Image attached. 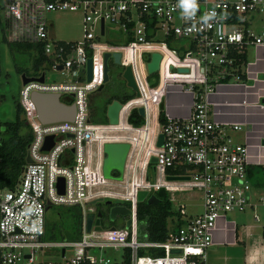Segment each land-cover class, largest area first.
Masks as SVG:
<instances>
[{
	"label": "built area",
	"instance_id": "built-area-1",
	"mask_svg": "<svg viewBox=\"0 0 264 264\" xmlns=\"http://www.w3.org/2000/svg\"><path fill=\"white\" fill-rule=\"evenodd\" d=\"M196 5L194 13L189 15L192 10L186 11L182 0L6 1L5 39L39 44L48 67L68 78L46 81L41 68L34 76L41 73L42 80L30 79L20 84L18 102L30 133L25 145L29 160H24L12 187L0 188L1 264H13L19 259L24 260V264H38L34 262L33 252L49 245L60 247L62 257L64 247L71 248L72 252L61 264L107 263L109 259L104 251L108 248H121L119 264L125 257L128 264H204L216 218L229 211H241L249 205L248 192L253 186L245 171L246 145L225 133V126L237 129L240 125L211 119L207 94L220 81L240 78L243 65L240 54L247 44L264 43V0H196ZM51 11L77 12L80 38L53 37L47 18ZM211 13L215 15L206 20ZM257 16L260 26L254 29L250 22ZM105 51L109 52L107 59L111 61V53L119 52L117 65L120 71L123 66H130L139 91V95L121 102L117 123L113 124L89 119L88 96L102 81ZM153 51L160 54L158 67L148 72L146 63ZM88 57L91 58V77L86 80ZM164 59L167 75L160 83ZM177 67H185L186 71H179ZM153 74L157 75L156 82L150 84ZM167 82L185 85L184 90L190 93L191 101L186 116H170L163 110L164 119L160 121L159 103ZM31 91L56 92L61 100L68 99L65 103L73 104V117L40 121L29 98ZM148 91L154 93L151 100L144 99L143 95ZM127 100L132 102L123 107ZM139 105L144 110L143 122L133 125L127 121V116ZM147 118L149 122L145 127ZM123 126L131 129L144 126L149 131L145 137L135 140V154L142 170L133 189L127 170L132 143L112 133ZM159 133L161 144L157 145ZM48 134L52 135V142L46 150H41ZM1 137L0 126V144ZM93 141L96 142L92 154L94 167L90 168L89 146ZM104 141L129 144L121 178L111 174L119 180V186L126 182L127 189L123 192L102 186L107 179L101 171V144ZM151 156L154 160H150ZM148 168L150 174L146 173ZM170 175L182 177L167 178ZM58 177L62 178L61 191L56 188ZM159 187L168 192L170 201L176 199L175 192L197 191L201 210L188 216L184 205L177 201L173 208L177 215L168 218L173 224L167 226L163 239L139 238L136 191L145 189L149 194ZM130 193L132 197L128 196ZM253 196L264 202V187ZM105 198L125 202L123 205L129 211L119 226H102L99 219V228H94L95 204ZM92 199L96 200L91 202ZM47 203L49 206H79L78 238H44ZM88 217L91 223L87 229L85 221ZM127 218L129 223L125 225ZM253 219H258L256 212ZM148 248H157L161 252L150 254Z\"/></svg>",
	"mask_w": 264,
	"mask_h": 264
},
{
	"label": "crops",
	"instance_id": "crops-1",
	"mask_svg": "<svg viewBox=\"0 0 264 264\" xmlns=\"http://www.w3.org/2000/svg\"><path fill=\"white\" fill-rule=\"evenodd\" d=\"M4 40L6 42H12L6 39ZM6 44L13 69L16 72H23L25 75L30 76L37 74L39 69L42 68L41 63H38L35 67L33 66L35 57L31 60L27 71L25 69L26 66L21 65L23 60H25L24 53L27 49L30 51V48H33L37 54L33 46L28 47L27 44L23 45L20 43V48L13 49L9 48L8 43ZM243 51L244 61L240 78L220 81L215 84L213 90L207 94L209 117L219 122H226L229 124L238 123L240 127L237 129L225 126V133L234 141L242 142L246 145L247 164L264 165V43L247 44ZM18 60L22 61V63ZM0 98H2V93L0 94ZM183 99L184 100L181 101V106L175 102L177 105H170L169 114L166 113L170 116H186L189 112L191 98L190 96H186V98ZM16 100H18V98ZM13 101H15V99ZM11 114L8 106H1L0 125L3 121L10 120L8 119V115L11 116ZM126 125H129L128 122ZM147 125L148 124H146L145 127H147ZM145 127L141 126L138 129H131L123 126L116 129L127 131L119 134L132 143L133 148L128 157V161L129 163L137 165L140 171L142 167L139 161H137V155L135 154L137 152L135 140H139L149 134V131H147ZM95 143L96 142L93 141L89 146L90 168L94 167L92 154L95 150ZM112 170L116 169H111L110 173ZM119 184L120 182L117 178L110 177L106 179L105 184L102 186L108 190L118 191L120 188ZM253 188H255V190L258 188L262 189V187ZM179 192L180 194L175 192L174 196L177 201L184 205L186 215H193L201 210L197 191ZM192 192L193 194H189ZM190 200L198 201H196V205L198 206L196 209H189V207H187ZM120 204L125 203L120 202ZM48 206L49 205H47L46 208ZM254 206L255 202L250 201L249 205L243 210L237 212H235V210L229 211L226 212L225 215L216 218L215 226L211 231V244L206 250L204 264H264V242L262 235L264 223L260 224L257 222L258 219H253V213L256 212ZM249 213L254 222L244 220ZM236 218H239L241 221H238ZM172 224L173 222L167 219V226H172Z\"/></svg>",
	"mask_w": 264,
	"mask_h": 264
},
{
	"label": "trees",
	"instance_id": "trees-1",
	"mask_svg": "<svg viewBox=\"0 0 264 264\" xmlns=\"http://www.w3.org/2000/svg\"><path fill=\"white\" fill-rule=\"evenodd\" d=\"M3 36V34H2ZM5 39V38H4ZM9 48H20L19 44H27L33 46L37 54L35 56L33 66H37L38 63L45 61L44 55L41 52L40 46L37 43L31 42H19L12 41L7 42ZM240 58L244 61V51L240 54ZM112 63V61H111ZM118 68V67H117ZM116 67L109 70V78L105 82L104 87L97 89L94 95L91 93L88 96V108L89 119L92 122H107L105 115L106 104L111 99L115 98L120 102H124L126 99L133 96V91L126 87L123 79L120 77L119 68ZM242 73L240 74V76ZM156 74L151 75L150 84H155ZM104 92V93H102ZM154 95L151 91L146 92L143 96L144 99H151ZM64 102H69L67 99H62ZM132 101L127 100L123 107L129 105ZM159 120L164 119L163 116V104L159 103ZM14 118L9 121H3L1 123V144H0V188L12 187L17 176L20 173L21 167L24 165L25 157V145L29 138V129L24 122V119L20 116L22 112V106L15 100L14 103ZM127 121L133 125H139L143 122V117L140 115L136 108H132L127 116ZM149 118H147L146 124H148ZM246 176L253 187H264V165L263 164H247ZM112 175H117L116 170H112ZM156 197L154 202H146L144 199L136 201V220L138 224L137 235L139 238H145L148 240H161L165 236L167 229V219L173 215H177V212L172 208L171 201L168 198V192L159 187L157 190L152 191ZM123 202V201H119ZM125 203V202H124ZM96 208L101 211L100 223L102 226L106 225H121L124 214H116L121 216L122 221L117 220L116 216L113 219L108 218V205H102L100 201L96 202ZM49 207V206H48ZM47 207V208H48ZM65 210L62 212L64 222L62 225L58 224L52 231L49 229L48 220H45V233L50 231L49 234H57L61 236V239H76L80 234V208L78 205H64ZM179 223V220L176 222ZM262 235L264 236V226L262 228ZM150 254H157L161 251L157 248H148ZM122 264H128V260H122Z\"/></svg>",
	"mask_w": 264,
	"mask_h": 264
},
{
	"label": "rangeland",
	"instance_id": "rangeland-1",
	"mask_svg": "<svg viewBox=\"0 0 264 264\" xmlns=\"http://www.w3.org/2000/svg\"><path fill=\"white\" fill-rule=\"evenodd\" d=\"M4 0H0V26L2 24L1 17H2V5ZM47 18L50 21V28L53 37L57 39H64V40H70V39H79L81 36V26H80V15L77 12L72 11H51L47 13ZM253 21L250 22V25L254 29H258L260 26V20L257 17H254ZM3 34V36H2ZM6 32L0 31V94L2 93V98H0V109L1 106H8V109L11 111V116L8 115V119L12 120L14 118V99L16 100L19 95V89H20V73L16 72L13 69L12 61L10 54L8 52L7 42L3 39L6 38ZM156 39V38H154ZM15 54V53H14ZM26 55V56H25ZM36 52L33 48H30V51H27L24 53L25 60L19 61L22 63L21 65L26 66V71L28 70V67L30 65L31 60L35 57ZM168 57V54L165 55V58ZM164 61L161 62V69H160V83L166 78L167 72L164 68ZM108 64V71L111 69L114 64L111 63L110 58L107 59ZM42 70L45 74V80H62L64 78H68V75H64L63 73L60 74L58 71L51 70L47 63L43 61L41 63ZM173 70V69H170ZM105 82L103 83L104 87ZM184 86L180 83L176 82H167L165 83V93L164 96L161 99V103L163 104L165 112L169 114V106L170 105H177L175 102H177L180 106L181 101H183V98H186V96H190V93L184 90ZM97 89H95L93 92H91V96L94 95ZM95 92V93H94ZM104 93V92H102ZM191 98V97H190ZM21 117H24L23 113H20ZM127 131L122 130H116L112 131V133L121 135L119 133H123ZM146 173L150 174V169L148 168ZM176 183V182H175ZM127 189V184L124 182L119 190L125 191ZM261 188H258L255 190V188H251L248 192V195L250 196V201L255 202V209L256 213L258 215V221L260 224L264 223V202L257 201L253 193L260 192ZM180 194V192H177ZM187 193V192H185ZM189 194H193L189 193ZM176 195V194H175ZM113 199V198H111ZM197 201V200H196ZM195 200H190L187 207L196 209L198 207ZM198 202V201H197ZM177 200H173L171 205L172 208L176 207ZM65 210L64 205L60 204H52L48 208L45 209L44 217L45 220H48L49 223V229L52 231L58 224L62 225L64 222V218L62 217V212ZM237 212V211H235ZM238 214V213H236ZM117 220L120 222L122 221L121 216H116ZM238 221H241L239 218H236ZM245 221H252L251 214L246 215ZM171 221V220H170ZM50 231H46V234L44 235V238L46 240H60L61 236L54 234H49ZM72 252L70 247H64V256L62 257L60 254V247L55 245H49L42 247L40 249H36L33 252L34 256V262H38V264H61L64 261V257L70 255ZM121 248L111 249L108 248L104 251L105 256L108 257L109 262L104 264H119L121 260ZM1 264V263H0ZM13 264H24V260L19 259Z\"/></svg>",
	"mask_w": 264,
	"mask_h": 264
},
{
	"label": "water",
	"instance_id": "water-1",
	"mask_svg": "<svg viewBox=\"0 0 264 264\" xmlns=\"http://www.w3.org/2000/svg\"><path fill=\"white\" fill-rule=\"evenodd\" d=\"M109 52L105 51L102 55V81L96 87V89H100L103 86V83L106 82L109 78L108 65H107V56ZM112 62L116 66L118 63L119 52L114 51L111 53ZM160 58V54L156 51L150 52L149 60L146 63V69L148 72H152L158 67V61ZM114 65V66H115ZM60 67L59 65L57 66ZM119 68V67H118ZM179 71H186L185 67H177ZM120 77L123 79L125 85L129 87L134 95H139V91L137 86L133 80L131 75L130 66H123L120 71ZM91 77V58L88 57L85 62V78L86 80ZM37 79L42 80V74L40 73L38 76L34 75H25L23 72L20 73L21 83L30 80ZM30 101L34 107L36 117L42 122H48L53 120H70L74 114V107L72 103H65L60 98L56 92H38L31 91L29 94ZM121 107V102L115 98L111 99L109 103L106 104L105 107V115L108 123H117V113L119 108ZM137 111L140 115H143L144 110L143 106H137ZM52 142V135L48 134L44 137L43 143L41 145V150H46L48 146ZM156 144H161V134L159 133L157 136ZM129 144L126 141H104L101 144L102 148V159H101V171L104 177H111L110 170L116 169L118 171L117 178H121V172L123 170V162L128 151ZM24 160H29L28 156L25 155ZM150 160H154V156L150 157ZM182 176H167V178L174 179L180 178ZM62 187V178L58 177L56 180V188L58 191H61ZM136 199L142 200L144 199L146 202H154L156 201V197L153 193L147 194L145 189H138L136 191ZM96 199H92L91 202H94ZM104 202L109 204L111 203V199L106 198ZM47 205H49L47 203ZM46 205V206H47ZM128 208L120 203L111 204L108 208V218L111 220L114 218L116 214H125L128 213ZM101 216V211L96 210V216L93 220L94 228H99V218ZM91 223V218H86L85 225L86 228H89ZM129 219L125 220V225H128ZM173 251H178L177 249H173ZM28 256V254H25Z\"/></svg>",
	"mask_w": 264,
	"mask_h": 264
},
{
	"label": "bare ground",
	"instance_id": "bare-ground-1",
	"mask_svg": "<svg viewBox=\"0 0 264 264\" xmlns=\"http://www.w3.org/2000/svg\"><path fill=\"white\" fill-rule=\"evenodd\" d=\"M130 142V141H129ZM129 163V161H128ZM129 167H128V177L130 179V183H131V186H132V189L136 187L135 183L136 181H138L140 178H141V171L139 170V167L133 163H129L128 164ZM142 170V168H141ZM140 171V172H139ZM128 196L132 197V194H128Z\"/></svg>",
	"mask_w": 264,
	"mask_h": 264
},
{
	"label": "clouds",
	"instance_id": "clouds-1",
	"mask_svg": "<svg viewBox=\"0 0 264 264\" xmlns=\"http://www.w3.org/2000/svg\"><path fill=\"white\" fill-rule=\"evenodd\" d=\"M182 4L185 7V10L187 11V9H191L192 12L188 13L189 15H192V13H194L197 5H196V0H182ZM215 13H211L210 16L205 17V19H209L211 16H214Z\"/></svg>",
	"mask_w": 264,
	"mask_h": 264
},
{
	"label": "flooded vegetation",
	"instance_id": "flooded-vegetation-1",
	"mask_svg": "<svg viewBox=\"0 0 264 264\" xmlns=\"http://www.w3.org/2000/svg\"><path fill=\"white\" fill-rule=\"evenodd\" d=\"M6 1L7 0H4L3 1V5H2V17H1V21H2V24H1V26H0V31H2L3 32V28H4V25H5V19H4V4L6 3ZM117 68L118 66H113V68ZM112 68V67H111ZM116 70H118V68L116 69ZM127 87V86H126ZM129 88V87H128ZM130 89V88H129ZM133 96H134V92H133ZM131 111V110H130ZM100 202H101V204L102 205H108V206H110L111 204H115V203H120L119 201H117V200H111V203H109V204H107V203H105L104 202V199L103 200H100Z\"/></svg>",
	"mask_w": 264,
	"mask_h": 264
}]
</instances>
